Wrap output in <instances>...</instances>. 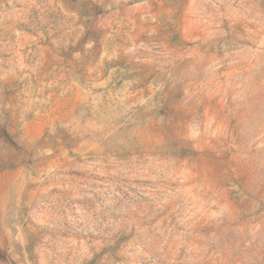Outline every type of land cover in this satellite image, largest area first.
<instances>
[{"label":"rangeland","instance_id":"1","mask_svg":"<svg viewBox=\"0 0 264 264\" xmlns=\"http://www.w3.org/2000/svg\"><path fill=\"white\" fill-rule=\"evenodd\" d=\"M0 264H264V0H0Z\"/></svg>","mask_w":264,"mask_h":264},{"label":"trees","instance_id":"2","mask_svg":"<svg viewBox=\"0 0 264 264\" xmlns=\"http://www.w3.org/2000/svg\"><path fill=\"white\" fill-rule=\"evenodd\" d=\"M4 258V254L0 253V259Z\"/></svg>","mask_w":264,"mask_h":264}]
</instances>
